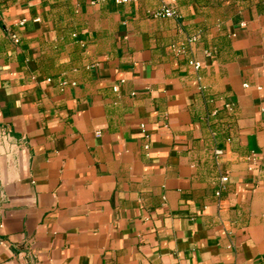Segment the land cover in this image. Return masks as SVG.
<instances>
[{"label": "crops", "instance_id": "1", "mask_svg": "<svg viewBox=\"0 0 264 264\" xmlns=\"http://www.w3.org/2000/svg\"><path fill=\"white\" fill-rule=\"evenodd\" d=\"M163 3L0 0V264H264V0Z\"/></svg>", "mask_w": 264, "mask_h": 264}, {"label": "built area", "instance_id": "2", "mask_svg": "<svg viewBox=\"0 0 264 264\" xmlns=\"http://www.w3.org/2000/svg\"><path fill=\"white\" fill-rule=\"evenodd\" d=\"M97 2H114L117 4H130V3H135L138 0H96ZM176 2L177 0H164V3L162 5V7L157 10L156 12L152 13V16L156 19H163V18H175L177 17V11H176ZM24 22H22L23 24ZM13 40L18 43L19 42V38L16 34L12 35ZM191 41H195V38H193ZM172 50L175 53V55L179 56L182 53H184V48L183 47H178V46H172ZM190 64L195 68V69H199L201 67L200 63L197 62H190ZM48 81H51L50 79ZM63 87L68 85V82L63 81L61 84ZM246 86V85H245ZM115 91L118 90V86L114 87ZM229 107V105H228ZM143 127V126H142ZM148 148V147H147ZM218 154H220L221 152H217ZM222 181L223 182H227L228 181V177L224 176L222 177ZM220 193H217V195H219Z\"/></svg>", "mask_w": 264, "mask_h": 264}]
</instances>
